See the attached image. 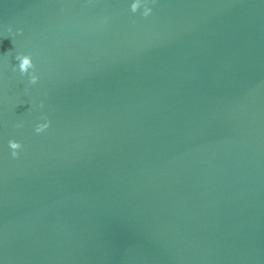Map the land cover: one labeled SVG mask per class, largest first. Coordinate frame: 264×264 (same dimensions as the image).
<instances>
[{
	"label": "water",
	"instance_id": "water-1",
	"mask_svg": "<svg viewBox=\"0 0 264 264\" xmlns=\"http://www.w3.org/2000/svg\"><path fill=\"white\" fill-rule=\"evenodd\" d=\"M153 8L0 0L2 264H264V0Z\"/></svg>",
	"mask_w": 264,
	"mask_h": 264
},
{
	"label": "clouds",
	"instance_id": "clouds-1",
	"mask_svg": "<svg viewBox=\"0 0 264 264\" xmlns=\"http://www.w3.org/2000/svg\"><path fill=\"white\" fill-rule=\"evenodd\" d=\"M128 11L131 14H139L142 18L150 17L153 14L154 8L153 5L156 3V0H126ZM11 26L8 27L7 32L12 33ZM20 31V29H17ZM14 63L11 64V70L14 73H18L21 77L26 78L25 92L28 91V87L36 85L40 80V74L36 70V65L33 60V55L28 51H17L14 56ZM24 103L21 101L19 104ZM27 111L36 110L39 112V115L34 121L33 130L36 134L44 133L51 125V120L49 119L47 113L43 111L45 108V103L43 100H40L38 103H31ZM14 128L24 127L23 120H17L13 124ZM7 146L10 150V156L15 159L17 158L23 149V144L19 139L14 137L9 138L7 141ZM2 264V261H0Z\"/></svg>",
	"mask_w": 264,
	"mask_h": 264
}]
</instances>
